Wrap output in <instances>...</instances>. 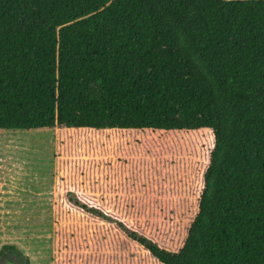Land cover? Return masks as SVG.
<instances>
[{
  "label": "trees",
  "instance_id": "1",
  "mask_svg": "<svg viewBox=\"0 0 264 264\" xmlns=\"http://www.w3.org/2000/svg\"><path fill=\"white\" fill-rule=\"evenodd\" d=\"M42 127L87 154L58 161V210L93 224L69 252L264 264V0H0V128ZM125 196L133 216L185 204L183 237L123 217Z\"/></svg>",
  "mask_w": 264,
  "mask_h": 264
},
{
  "label": "rangeland",
  "instance_id": "2",
  "mask_svg": "<svg viewBox=\"0 0 264 264\" xmlns=\"http://www.w3.org/2000/svg\"><path fill=\"white\" fill-rule=\"evenodd\" d=\"M61 136L58 127L0 128V251L7 244L16 248L0 252V264H91L93 254L86 251V244L74 251L71 240L69 252V239L76 234L74 228L93 224L58 210L57 184L59 159H82L87 154L75 148L72 135ZM80 170L83 177L89 176L90 168ZM158 200L159 213L140 216L126 214L136 205L135 198L112 197L109 203L165 245H175L183 237V227L191 215L182 212L185 204L177 203L179 200Z\"/></svg>",
  "mask_w": 264,
  "mask_h": 264
},
{
  "label": "flooded vegetation",
  "instance_id": "3",
  "mask_svg": "<svg viewBox=\"0 0 264 264\" xmlns=\"http://www.w3.org/2000/svg\"><path fill=\"white\" fill-rule=\"evenodd\" d=\"M7 258H5V260H6ZM10 262V261H9Z\"/></svg>",
  "mask_w": 264,
  "mask_h": 264
}]
</instances>
